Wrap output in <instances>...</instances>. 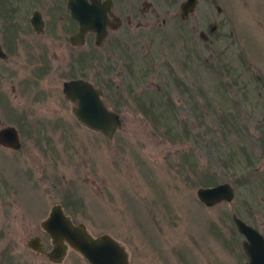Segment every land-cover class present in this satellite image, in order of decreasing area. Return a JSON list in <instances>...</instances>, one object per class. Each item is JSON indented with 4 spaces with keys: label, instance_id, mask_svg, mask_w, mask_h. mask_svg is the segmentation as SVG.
<instances>
[{
    "label": "rangeland",
    "instance_id": "rangeland-1",
    "mask_svg": "<svg viewBox=\"0 0 264 264\" xmlns=\"http://www.w3.org/2000/svg\"><path fill=\"white\" fill-rule=\"evenodd\" d=\"M222 2L207 43L140 31L109 67L85 68L120 116L111 139L76 120L59 78L38 84L43 96L19 89L23 70L1 78V124L22 145H0V250L13 245L0 264H89L72 248L54 262L27 247L35 234L51 246L40 220L54 203L119 240L130 264L246 260L231 215L264 232V0ZM208 175L231 183V201L198 199Z\"/></svg>",
    "mask_w": 264,
    "mask_h": 264
},
{
    "label": "flooded vegetation",
    "instance_id": "flooded-vegetation-1",
    "mask_svg": "<svg viewBox=\"0 0 264 264\" xmlns=\"http://www.w3.org/2000/svg\"><path fill=\"white\" fill-rule=\"evenodd\" d=\"M222 10V0H0V89L1 78L13 70L25 72L19 89L34 86L35 95L43 96L40 90L46 89L38 84L47 78H59L62 91L63 83L72 78L95 85L83 76L85 68L109 67L113 53L124 52L131 34L160 32L186 36L188 42L197 33L207 43L223 26ZM44 218L40 227L51 243L41 224ZM5 236L0 229V239ZM26 244L48 259L42 250L52 244L46 247L39 235L29 237ZM12 247L9 241L0 250L1 262L9 259Z\"/></svg>",
    "mask_w": 264,
    "mask_h": 264
},
{
    "label": "water",
    "instance_id": "water-1",
    "mask_svg": "<svg viewBox=\"0 0 264 264\" xmlns=\"http://www.w3.org/2000/svg\"><path fill=\"white\" fill-rule=\"evenodd\" d=\"M63 93L72 102V112L83 125L109 139L121 126L118 112L108 107L103 100V89L91 81L80 77L68 79L63 83ZM0 145L12 149L21 146L19 131L14 125H0ZM196 194L204 205L213 206L222 201H231L235 192L231 183L222 181L199 186ZM231 218L243 236L241 246L246 260L241 264H264L263 234L237 214L232 213ZM41 224L50 235L52 244L49 250L42 252L51 261L61 262L67 250L72 248L89 264H130L127 250L119 240L108 232L93 235L85 223H74L60 203L51 205Z\"/></svg>",
    "mask_w": 264,
    "mask_h": 264
},
{
    "label": "trees",
    "instance_id": "trees-1",
    "mask_svg": "<svg viewBox=\"0 0 264 264\" xmlns=\"http://www.w3.org/2000/svg\"><path fill=\"white\" fill-rule=\"evenodd\" d=\"M205 182L207 183L206 185H212V184L217 183V178H215V176H213V175H208L205 178ZM65 206H67V205H65Z\"/></svg>",
    "mask_w": 264,
    "mask_h": 264
}]
</instances>
